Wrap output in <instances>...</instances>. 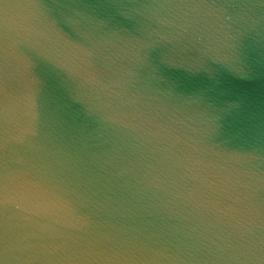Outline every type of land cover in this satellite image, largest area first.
Returning <instances> with one entry per match:
<instances>
[{"label": "water", "instance_id": "95a60500", "mask_svg": "<svg viewBox=\"0 0 264 264\" xmlns=\"http://www.w3.org/2000/svg\"><path fill=\"white\" fill-rule=\"evenodd\" d=\"M0 264H264V0H0Z\"/></svg>", "mask_w": 264, "mask_h": 264}]
</instances>
